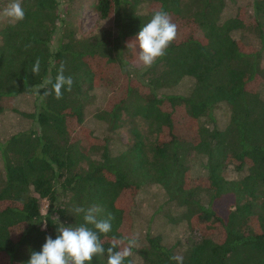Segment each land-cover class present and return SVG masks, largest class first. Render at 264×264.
<instances>
[{
    "label": "trees",
    "instance_id": "obj_1",
    "mask_svg": "<svg viewBox=\"0 0 264 264\" xmlns=\"http://www.w3.org/2000/svg\"><path fill=\"white\" fill-rule=\"evenodd\" d=\"M60 1L22 0L24 19L0 22V114L15 112L33 124L0 140V264H27L47 236L56 238L55 217L65 226L82 223L73 212L77 206L97 205L101 215L114 217L111 232L101 236L105 250L114 237H132L123 230V200L146 184L160 186L167 202L181 208L180 218L198 230V239L181 255L183 264H264V96L258 90L264 81V0H251L246 22L239 10L224 13L233 0H145L144 13L139 0H95L98 18L111 24L77 37L57 31ZM8 2L0 0V9ZM160 9L188 30L163 58L133 76L123 69L137 50L127 45ZM249 29L258 49L245 50L234 37ZM61 65L73 78L72 90L59 100L54 92L41 100L51 85L34 95L35 86L55 80ZM109 66L124 86L120 98L111 97L95 117L110 131L135 117L146 125L144 133L131 130L132 141L117 155L109 152V137L84 126L91 91ZM184 77L191 80L186 92H166ZM25 95L33 97L31 111L14 106ZM218 105L229 111L222 128L213 118ZM179 111L188 131L175 123ZM192 153L203 158L202 176H190ZM226 165L240 175L226 179ZM134 252L139 261L131 256L124 264H176L159 235H146ZM91 264H107V255Z\"/></svg>",
    "mask_w": 264,
    "mask_h": 264
},
{
    "label": "rangeland",
    "instance_id": "obj_2",
    "mask_svg": "<svg viewBox=\"0 0 264 264\" xmlns=\"http://www.w3.org/2000/svg\"><path fill=\"white\" fill-rule=\"evenodd\" d=\"M138 11L145 12V0H139ZM95 0H61L58 6L61 21L57 24V31H71L74 36H87L96 30L109 27L110 19L102 20L98 18L93 9ZM251 0H233L225 7L224 13L233 14L239 10V14L244 18L245 22L249 19ZM3 7L0 9L2 10ZM3 19H0L2 22ZM177 35H183L188 29L187 25L180 20L176 21ZM175 23V22H174ZM61 27V29H60ZM234 37L241 40L242 47L245 50L252 48L258 49L260 42L252 30H244L234 33ZM55 37H53L52 45L55 46ZM129 44V43H128ZM131 48L137 50V42H130ZM134 58V57H133ZM135 65L131 74L140 73L143 68L137 62V54L135 59L130 63ZM262 68L264 69V54L261 59ZM106 77L101 80L100 86L91 91L92 98L90 103L86 105L84 110V126L97 137H109V152L111 155H117L120 151L132 141L131 130L133 128L144 133L146 125L143 119L139 117L124 120L121 125L110 131L106 124L95 117V114L103 107L104 103L112 97L118 100L121 95V87L124 86L122 76L115 67L106 68ZM134 76V75H133ZM191 80L187 77L182 78L179 83L167 89L166 92L183 93L189 89ZM259 93L264 96V81L258 87ZM33 97L25 95L17 97L14 106L23 111H31ZM175 123L184 125L185 131L189 130L188 120L181 111L177 112ZM229 111L226 106L218 105L213 109V118L216 127L222 128L228 119ZM186 119V120H185ZM74 124V123H72ZM32 121L19 116L15 112L5 111L0 114V140L7 138L9 135L32 127ZM81 132L89 138V131L81 127ZM91 136V135H90ZM203 158L196 154L189 155V173L191 177H198L204 174ZM240 174L235 172L231 165H226L223 169V176L226 179H235ZM127 212L123 223V230L128 235H136L138 244L135 248L144 244L146 235H159L161 243L167 247H171L175 255L181 256L189 244L198 239V230L192 225H187L185 219H181L182 210L179 207L170 205L166 200L163 189L156 184H146L142 186L134 196L126 195L123 200ZM228 197L221 199L222 205H226ZM46 201H40V211L44 212ZM134 262L139 261V257L135 252L132 255Z\"/></svg>",
    "mask_w": 264,
    "mask_h": 264
},
{
    "label": "clouds",
    "instance_id": "obj_3",
    "mask_svg": "<svg viewBox=\"0 0 264 264\" xmlns=\"http://www.w3.org/2000/svg\"><path fill=\"white\" fill-rule=\"evenodd\" d=\"M25 17V10L22 6V0H9V2L0 10V19L11 23L22 21ZM177 25L172 21L170 15L163 9L156 10L150 20L145 23L133 41L137 42V62L142 65L143 70L151 68L158 59L167 54V49L177 37ZM130 43L127 45V47ZM135 65L127 64L124 71H132ZM32 73L38 74L40 71V60L37 59L32 67ZM73 78L64 75V66L58 69L55 80L48 78L43 84L33 88V94L40 96L41 88H47L41 96L43 100L53 92L56 99L63 97V92L71 91ZM75 215L82 217V223L78 225L65 226L57 220V235L53 239L51 236L45 238L42 249L33 251L27 264H91L96 256L107 255V264H124L125 260L133 255V248L138 244V237L113 238L112 246L105 250L101 240L102 235H107L112 230L111 214L101 215L103 209L97 205L89 207H74ZM47 227V222L42 223V229ZM118 249V250H117ZM171 260L176 264H183V257L173 255Z\"/></svg>",
    "mask_w": 264,
    "mask_h": 264
}]
</instances>
